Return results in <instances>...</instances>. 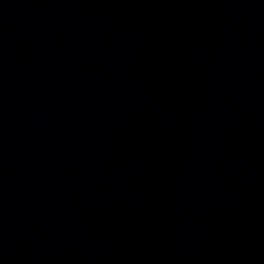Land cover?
<instances>
[{
  "label": "water",
  "instance_id": "1",
  "mask_svg": "<svg viewBox=\"0 0 264 264\" xmlns=\"http://www.w3.org/2000/svg\"><path fill=\"white\" fill-rule=\"evenodd\" d=\"M0 264H264V0H0Z\"/></svg>",
  "mask_w": 264,
  "mask_h": 264
}]
</instances>
